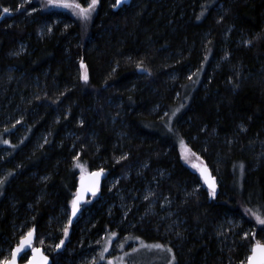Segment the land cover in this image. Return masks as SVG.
Instances as JSON below:
<instances>
[{"label": "trees", "instance_id": "1", "mask_svg": "<svg viewBox=\"0 0 264 264\" xmlns=\"http://www.w3.org/2000/svg\"><path fill=\"white\" fill-rule=\"evenodd\" d=\"M114 3L81 21L0 0V261L35 228L52 264L112 232L169 245L175 264H245L264 243V0ZM99 167L69 225L78 179Z\"/></svg>", "mask_w": 264, "mask_h": 264}, {"label": "rangeland", "instance_id": "2", "mask_svg": "<svg viewBox=\"0 0 264 264\" xmlns=\"http://www.w3.org/2000/svg\"><path fill=\"white\" fill-rule=\"evenodd\" d=\"M31 1L32 0H24V2L26 3H30ZM35 2H37L39 6L38 8H40L42 11H46V12L60 11L62 13L70 15L71 18L75 20L85 21L82 20L78 15H76V11L72 8L50 5L48 4V0H35ZM69 2H78L82 6L86 7L87 3H89L90 0H87L84 3H81L79 0H69ZM11 11L12 10H10V12ZM94 13L95 12L92 13V16ZM7 15L8 13L2 14L0 15V18L3 19ZM177 111L178 110H176L174 113H176ZM163 115L164 113L161 115V117ZM179 147L185 163L193 171H196L197 173L199 171V168L194 167V165H198L199 167H201L202 165L208 166V164L204 159H202L199 155L192 153L183 144L180 143ZM101 169H103L105 174L107 173L103 167H99V169L97 170H101ZM213 177L215 178L216 184H218L219 183L218 177L217 176H213ZM69 235H70L69 231L67 236H65L64 234V240H63L64 243L61 245L62 247H64L66 242L68 241ZM155 244H161L164 247L163 248L149 247L150 245H155ZM121 245H123V247H121ZM36 247H40V245L38 244L36 245ZM104 248H107L108 251L104 252L103 251ZM169 248L171 249V252L167 251V249ZM133 249H135V251H133ZM102 252L104 258L100 259V255ZM110 260L113 261V264H170V262L171 264H175L174 252L172 248L167 244L146 242L136 237H123V239H120L117 237V235L111 236V233H108L105 237H102V239L100 240V242H98L97 247L95 249L89 250L85 248L84 255L79 264H109Z\"/></svg>", "mask_w": 264, "mask_h": 264}, {"label": "snow or ice", "instance_id": "3", "mask_svg": "<svg viewBox=\"0 0 264 264\" xmlns=\"http://www.w3.org/2000/svg\"><path fill=\"white\" fill-rule=\"evenodd\" d=\"M99 3V0H90L89 3H87V6H82L78 2H69V0H48V4L54 5V6H61L66 8H72L76 11V15H78L82 20L87 21L91 18L92 13L96 11L97 4ZM123 3V0H116V3L113 5V7H117ZM10 11L9 8H3V12L0 13L6 14ZM199 19V17H198ZM250 43V42H246ZM137 67H142L140 64L137 65ZM81 68L85 69L81 72L80 78L84 80L85 82L88 81L89 77L86 71V66L84 65L83 60H81ZM175 113H173L174 115ZM83 123V122H81ZM8 141H4V143H7ZM183 144V141H181ZM77 167H83V165L77 164ZM194 167H198L201 176L204 178L205 183L208 184V187L210 189V195L213 197L216 196V185H215V178L210 176L208 173V170L205 167H199L198 165H194ZM241 169H243V165L241 164ZM103 169H101L99 172L92 173V176L95 178H98L101 174ZM3 181H0L2 183ZM92 192L93 195H95V183L92 184L90 187H82L75 195V198L72 200V215L75 216L77 214V209L80 205V201L84 197L85 192ZM147 199V197H146ZM251 211V210H249ZM252 216L255 218L256 222L259 225H264V215H261L258 212H252ZM69 223H71V218H69ZM34 229H30L28 233L21 237L20 243L14 248L11 252V259L5 258L2 261H0V264H17V257L18 255L22 259L24 255H26V250L31 247L32 256L28 260V264H48V257L43 254L42 250L40 248L32 247L33 239H34ZM64 234L65 236L68 235V228H64ZM247 236V233L245 234ZM111 236H116L115 232L111 233ZM64 243L63 240H61L60 244L55 245L57 249L61 247V245ZM123 247V245H121ZM149 247H156V248H163L164 246L161 244H155L150 245ZM104 252L108 251L107 248L103 249ZM135 251V249H133ZM167 251L171 252V249H167ZM103 252L100 255V259H103ZM109 264H113V261L110 260ZM171 264V262H170ZM241 264H244V262H241ZM247 264H264V244L257 242L256 244L252 245L251 247V254L247 257Z\"/></svg>", "mask_w": 264, "mask_h": 264}, {"label": "water", "instance_id": "4", "mask_svg": "<svg viewBox=\"0 0 264 264\" xmlns=\"http://www.w3.org/2000/svg\"><path fill=\"white\" fill-rule=\"evenodd\" d=\"M132 1H133V0H123V3H122L121 5H119V6H117V7H114L113 9H114V11H117V10L121 9L122 7H124V6H128V5H130ZM115 3H116V0H115ZM115 3H114V4H115ZM205 166H206V168H207L208 173L210 174V176H212V174H211V172H210V170H209V168H208L207 165H202L201 167H205ZM99 171H100V170L90 171V172H88V173L82 175V176L78 179V182H77V188H76V193H77L82 187H90V186H92L93 183H95V195H93L92 192H90V191L84 193V197H83V199L80 201V205H79V207H78V209H77V214H76L75 216L72 215V204H71L70 212H69V218H71V223L68 222L69 225L73 224V223L78 219V217L80 216V213H81V208H82L83 205L86 203V201L89 200L90 198L96 196V195L99 193V191H100V189H101V186H102V184H103V182L105 181V178H106V174H105L104 171L101 172V174H100V176H99L98 178H95V177L92 176V173L99 172ZM198 175H199V177H200V179H201L203 185H204V186L210 191V189H209V187H208V184L205 183L204 178H203V177L201 176V174H200V171H198ZM212 177H213V176H212ZM215 185H216V190H217V184H216V181H215ZM76 193H75V195H76ZM74 198H75V196H74ZM74 198H73V199H74ZM32 229L35 230V228H32ZM27 233H28V232H27ZM27 233H26V234H27ZM26 234H25V235H26ZM25 235H24V236H25ZM20 240H21V239H20ZM35 240H36V230L34 231V239H33L32 247H36V246H34ZM19 243H20V241L14 246V248H16V246H17ZM262 244H264V243H262ZM14 248H13V249H14ZM36 248H40V249L42 250L43 254L46 255L45 252H44V250H43L41 247H36ZM26 253H27V254L24 255V256H28V257H27V261H25V262H21L22 259H21L20 256L18 255V257H17V264H28V260H29V258L32 256L31 247H29V248L26 250ZM250 254H251V249H250ZM46 256L48 257V264H52V259H51L48 255H46ZM9 259H11V254H10ZM245 264H247V261H246Z\"/></svg>", "mask_w": 264, "mask_h": 264}]
</instances>
